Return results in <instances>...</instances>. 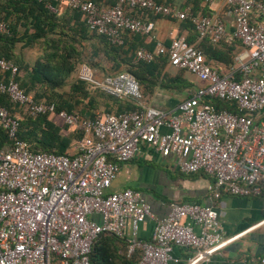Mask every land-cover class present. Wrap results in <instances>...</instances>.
<instances>
[{"label": "built area", "instance_id": "2783aa9c", "mask_svg": "<svg viewBox=\"0 0 264 264\" xmlns=\"http://www.w3.org/2000/svg\"><path fill=\"white\" fill-rule=\"evenodd\" d=\"M38 1L53 12V4H63L82 13L89 29L114 45L122 44L125 31L154 38L155 24L130 16V10L177 20L190 17L189 10L180 12L154 0H114L107 6L94 0ZM225 4L234 18L232 36L218 16L194 19L200 38L213 43L235 38L242 44L224 73L183 37L172 39L168 47L157 43L154 53L135 52L134 61L147 63L154 54H168L170 67L187 71L201 84L172 110L145 103L130 74L97 79L82 65L77 76L89 89L132 100L137 109L121 114L98 111L91 118L67 113L25 94L15 80L17 66L0 59V94L26 108L31 117L57 118L80 135L72 154L35 153L17 138L18 121L0 105V129L11 141L0 150V264H90L93 242L101 234L123 237L127 225V255L138 252V264H173L175 248L190 253L187 264H207L233 241L223 237L211 205L172 202L166 217L157 219L139 191L109 192L120 166L134 159L142 144L173 160L183 174L210 176L208 190L215 198L259 196L264 191V2ZM258 17L263 22L255 21ZM7 33L6 23L0 21V34ZM205 98L233 103L241 115L218 110L203 102ZM146 220L152 221L153 230L142 240L138 233ZM242 264H264V258L244 259Z\"/></svg>", "mask_w": 264, "mask_h": 264}, {"label": "trees", "instance_id": "16d2710c", "mask_svg": "<svg viewBox=\"0 0 264 264\" xmlns=\"http://www.w3.org/2000/svg\"><path fill=\"white\" fill-rule=\"evenodd\" d=\"M108 1L110 5L114 3V0ZM154 1L170 4V0ZM94 2L99 5L98 0ZM57 5L53 4V12L38 0H0V21L5 22L8 28L7 34H0V59L11 61L15 57L14 46L18 43L26 48L36 45L41 53L33 66L22 61L14 63L18 68L16 82L25 94H32L35 101L53 103L57 110L86 118L93 117L98 111L121 114L137 109L132 100L118 99L99 88L89 89L87 82L77 76L82 65L99 72L102 78L130 74L138 83L145 103L156 91L190 97L200 87L185 79L184 74H190L185 70L176 69L174 74L167 71L168 54H154L149 63L134 61L135 52L139 49L155 52L157 43L151 37L125 31L122 33V44L114 45L105 36L91 31L82 13L70 9L60 12L56 9ZM129 15L151 22L155 17L175 19L138 9L130 10ZM199 16L211 15L198 14L193 10L189 18L178 20L179 29L188 32L189 36L184 39L202 52L207 63L224 73L234 64V56L242 49V44L235 38L230 42L217 43L208 37L200 38L194 24V19ZM255 21L258 22V19L255 18ZM203 102L214 105L218 110L241 115L233 103L211 98H205ZM0 105L18 121L17 138L27 142L35 153L64 155L80 136L57 118L48 115L31 117L26 108L12 104L4 94H0ZM10 145L8 133L0 129V150ZM176 172L181 177L202 174L213 181L203 172ZM127 241L125 236L101 234L91 246L90 264H138V252L127 255Z\"/></svg>", "mask_w": 264, "mask_h": 264}, {"label": "crops", "instance_id": "0c3cea01", "mask_svg": "<svg viewBox=\"0 0 264 264\" xmlns=\"http://www.w3.org/2000/svg\"><path fill=\"white\" fill-rule=\"evenodd\" d=\"M98 1L100 6L110 5L108 0ZM261 1L264 2V0ZM169 3L180 12L184 10L193 12L194 10L198 14L210 13V15L218 16L223 20L228 33L232 36L234 18L229 11L230 8L225 4V0H212L208 5L200 0H170ZM56 9L60 12L68 10L63 4H58ZM257 19L258 22H263L260 17ZM153 22L155 29L152 39L165 47H168L171 40L176 37L189 36L187 31L179 29L180 22L176 19L155 17ZM238 49L237 47L236 50ZM13 52L15 55L11 60L13 64L15 61H22L29 66H33L41 54L36 45L26 48L22 46V43L16 44ZM167 71L174 74L176 69L168 66ZM184 77L195 86H201L192 75L184 74ZM95 78L102 79V77L96 76ZM184 97L185 95L156 91L147 104L162 110H172ZM79 138L71 145L68 150L69 154L73 153V148ZM5 148L8 147L2 149ZM176 174L173 160L161 158L145 144H142L136 157L120 166L109 191L116 192L123 189L139 191L157 219L166 217L172 202L186 201L211 205L218 213L223 237L233 238V241L215 254L207 264H242L244 259L264 258V191L259 196L243 198L223 194L215 198L208 190L213 181L207 176L194 174L189 177H181ZM152 230V221L146 220L140 225L139 238L148 240ZM129 235L130 228L127 225L124 236L129 238ZM173 256V264H187L190 253L184 249L175 248Z\"/></svg>", "mask_w": 264, "mask_h": 264}, {"label": "rangeland", "instance_id": "374dc122", "mask_svg": "<svg viewBox=\"0 0 264 264\" xmlns=\"http://www.w3.org/2000/svg\"><path fill=\"white\" fill-rule=\"evenodd\" d=\"M93 73H94V75L96 76V77H98V78H101V74L99 73V72H97V71H93ZM75 76H76V74H75ZM179 95H181V94H179Z\"/></svg>", "mask_w": 264, "mask_h": 264}]
</instances>
